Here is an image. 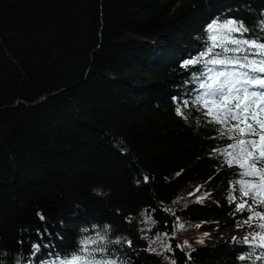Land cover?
Instances as JSON below:
<instances>
[{
    "label": "trees",
    "instance_id": "1",
    "mask_svg": "<svg viewBox=\"0 0 264 264\" xmlns=\"http://www.w3.org/2000/svg\"><path fill=\"white\" fill-rule=\"evenodd\" d=\"M262 14L264 0H0V264H62L100 235L96 259L264 264L228 200L238 169L212 154L231 141L182 104L202 66H181L213 20L261 35Z\"/></svg>",
    "mask_w": 264,
    "mask_h": 264
},
{
    "label": "snow or ice",
    "instance_id": "2",
    "mask_svg": "<svg viewBox=\"0 0 264 264\" xmlns=\"http://www.w3.org/2000/svg\"><path fill=\"white\" fill-rule=\"evenodd\" d=\"M257 27L261 35H255V30L243 19H215L206 27L204 49L181 65L185 69L202 66L191 73L192 80L198 83L197 94L191 100L184 99L182 104L184 108L190 104L196 106L202 116L207 118L197 123L219 126L215 129L216 138L231 141L223 148H213L212 154L222 158L229 168L238 169V178L232 185V191L239 192L240 196L238 198L232 194L228 200L236 205L237 213L245 210L250 213L243 224L252 226L255 222L260 229L243 238L242 242L249 244L253 250L264 249V14ZM176 112L185 119L190 115L180 106ZM203 199L205 197H199L197 202ZM257 208L260 210L257 211ZM178 227L183 229L185 226L179 224ZM104 239L100 235L98 240L90 238L84 241L85 246L81 249L84 255L74 254L62 264H130L126 259H96L94 252L103 253L107 250L102 245ZM200 242L203 243L202 240ZM109 243L120 244L121 241L117 239ZM127 243L131 246V241ZM92 244L98 246L90 249ZM166 247L172 251L170 245ZM33 250L39 252L40 246L34 245ZM250 258L251 253L238 257L241 261ZM188 259H191L190 255ZM256 259L264 261V254ZM172 264H175V260Z\"/></svg>",
    "mask_w": 264,
    "mask_h": 264
}]
</instances>
